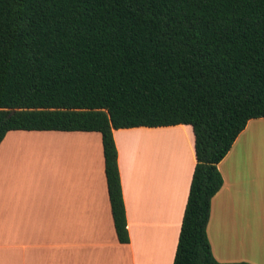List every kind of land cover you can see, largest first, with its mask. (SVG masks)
Returning <instances> with one entry per match:
<instances>
[{
	"label": "trees",
	"instance_id": "1",
	"mask_svg": "<svg viewBox=\"0 0 264 264\" xmlns=\"http://www.w3.org/2000/svg\"><path fill=\"white\" fill-rule=\"evenodd\" d=\"M256 119L264 0H0V144L11 131L100 133L121 244L114 131L192 128L197 163L173 264H223L207 232L218 166Z\"/></svg>",
	"mask_w": 264,
	"mask_h": 264
},
{
	"label": "crops",
	"instance_id": "2",
	"mask_svg": "<svg viewBox=\"0 0 264 264\" xmlns=\"http://www.w3.org/2000/svg\"><path fill=\"white\" fill-rule=\"evenodd\" d=\"M129 244L115 231L97 132L11 131L0 144V264H173L196 166L190 126L114 131ZM208 237L223 264H264V119L218 166Z\"/></svg>",
	"mask_w": 264,
	"mask_h": 264
}]
</instances>
